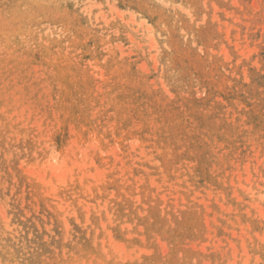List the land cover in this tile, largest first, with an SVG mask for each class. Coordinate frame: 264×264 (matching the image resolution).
<instances>
[{"label":"rangeland","instance_id":"374dc122","mask_svg":"<svg viewBox=\"0 0 264 264\" xmlns=\"http://www.w3.org/2000/svg\"><path fill=\"white\" fill-rule=\"evenodd\" d=\"M0 264H264V0H0Z\"/></svg>","mask_w":264,"mask_h":264},{"label":"bare ground","instance_id":"6f19581e","mask_svg":"<svg viewBox=\"0 0 264 264\" xmlns=\"http://www.w3.org/2000/svg\"><path fill=\"white\" fill-rule=\"evenodd\" d=\"M251 43V42H250ZM249 43V44H250ZM248 47V46H247ZM251 47V46H250ZM249 47V48H250ZM256 49V48H255ZM244 50V49H243ZM262 50V49H261ZM247 53V52H246ZM197 75V74H196ZM137 77V76H136ZM141 79V78H140ZM189 79V78H188ZM190 82V81H189ZM145 83V82H144ZM128 84V83H127ZM142 84V83H141ZM203 84V83H202ZM156 89V88H155ZM209 89V88H208ZM200 102V101H199ZM201 105V104H200ZM176 107V106H175ZM181 107V106H180ZM202 111V110H201ZM200 114V113H199ZM263 126V125H262ZM149 150V149H148ZM135 153V152H134ZM156 155V154H155ZM119 160V159H118ZM89 161V160H88ZM162 161V160H161ZM171 161V160H170ZM92 162V161H91ZM157 171V170H156ZM65 173H66V171H65ZM152 173V172H151ZM61 179H63V178H61ZM58 181V180H57Z\"/></svg>","mask_w":264,"mask_h":264}]
</instances>
